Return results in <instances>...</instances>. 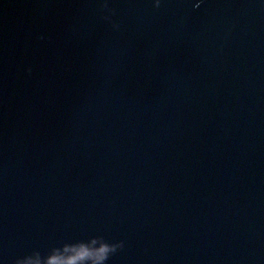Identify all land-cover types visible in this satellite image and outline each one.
<instances>
[{"label": "water", "instance_id": "water-1", "mask_svg": "<svg viewBox=\"0 0 264 264\" xmlns=\"http://www.w3.org/2000/svg\"><path fill=\"white\" fill-rule=\"evenodd\" d=\"M103 2L0 0V264H264V0Z\"/></svg>", "mask_w": 264, "mask_h": 264}, {"label": "clouds", "instance_id": "clouds-1", "mask_svg": "<svg viewBox=\"0 0 264 264\" xmlns=\"http://www.w3.org/2000/svg\"><path fill=\"white\" fill-rule=\"evenodd\" d=\"M155 7H160V0H156ZM199 7V5H197ZM103 12L115 15V9L109 8L108 0H104L101 6ZM110 20V16H104ZM113 28L118 29L119 25L113 23ZM29 74L31 69H28ZM124 247L123 242L109 244L102 237L93 238L90 241L65 244L62 248L52 249L47 255L39 251L25 256L16 261V264H107L110 256Z\"/></svg>", "mask_w": 264, "mask_h": 264}]
</instances>
